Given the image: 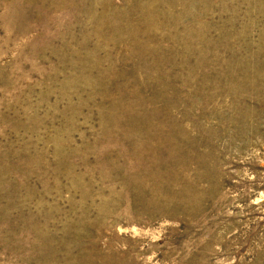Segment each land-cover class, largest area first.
I'll list each match as a JSON object with an SVG mask.
<instances>
[{
    "label": "rangeland",
    "instance_id": "rangeland-1",
    "mask_svg": "<svg viewBox=\"0 0 264 264\" xmlns=\"http://www.w3.org/2000/svg\"><path fill=\"white\" fill-rule=\"evenodd\" d=\"M0 264H264V0H0Z\"/></svg>",
    "mask_w": 264,
    "mask_h": 264
}]
</instances>
